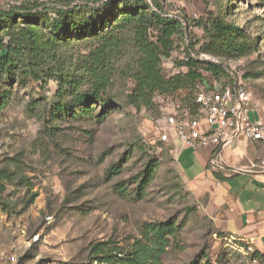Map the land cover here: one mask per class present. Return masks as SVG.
Here are the masks:
<instances>
[{
    "label": "rangeland",
    "instance_id": "obj_1",
    "mask_svg": "<svg viewBox=\"0 0 264 264\" xmlns=\"http://www.w3.org/2000/svg\"><path fill=\"white\" fill-rule=\"evenodd\" d=\"M106 1L0 0L2 9L50 7L49 16L25 24L32 39L27 49L18 51L15 67L0 65V168L16 171L15 181L0 199V264H111L93 259V243L111 240L127 252L142 237L143 225L155 221L180 225L163 264H206L207 260L208 264H254L257 257L248 250L252 241L223 227L231 205L221 197L217 183L191 174L179 146L151 148V141L158 138L161 109L177 101L157 94L154 105L140 110L127 102L135 85L132 69L137 56L131 34L105 93L113 104H95L89 115H81L75 104L66 111L56 109L60 72L70 82L62 84L68 90L90 85L83 65L93 42L87 43L92 36L83 30L89 20L101 16H82L88 12L78 8L73 16L62 17L53 8L97 7ZM156 1L168 15L192 19L199 50L211 42L219 50L222 40L210 31L213 20L241 29L235 39L247 53L239 58L219 51L210 54L224 70L207 76L206 82L228 83L229 68L251 88L264 116V0ZM63 19V32L57 36L54 22ZM2 24L0 36L8 41ZM23 28L16 25L14 34L26 33ZM183 56V47L176 44L172 56L164 59L165 76L181 70ZM70 100V96L65 99ZM207 148L211 147L197 151L205 155ZM255 151L254 162L262 165L264 144ZM197 154L193 170L200 165ZM11 158L20 159L19 166ZM154 160L153 180L145 197L136 199L142 174ZM18 178H29L34 184L31 191ZM35 192L38 196L30 203ZM258 232L255 226L246 230L247 235ZM252 246L264 254V239Z\"/></svg>",
    "mask_w": 264,
    "mask_h": 264
},
{
    "label": "trees",
    "instance_id": "obj_2",
    "mask_svg": "<svg viewBox=\"0 0 264 264\" xmlns=\"http://www.w3.org/2000/svg\"><path fill=\"white\" fill-rule=\"evenodd\" d=\"M78 8L80 11L88 12L82 16L88 14L101 16V18L89 20L88 28L83 30L92 36L87 40V43L93 42L84 56L83 65L90 75V85L85 90L79 89L76 85L68 90L66 85L62 84L70 82L60 72V102L56 106L58 111H66L68 105L75 104L81 115H89L95 104H101L104 107L113 104L112 99L106 97L105 93L112 84L115 64L121 60L128 42L127 34H131V40L137 53L135 67L132 69L135 85L127 102L139 110L154 105L155 95L158 94L175 99L180 104V109H190L194 112L197 107L195 95L198 89L201 86L212 87L217 83L208 85L206 77L218 75L224 70L222 64L201 59L199 56L202 53L214 55L219 51L227 57L239 58L247 53L246 46L235 39L241 29L218 18L213 20L210 25V31L222 40L217 51L213 42L200 50L196 49L192 32L193 21L187 16H180L188 24L190 46H187L184 26L181 21L178 18L170 17L156 0H151V3L148 0H107L97 7L84 4L67 10L53 9L58 13V16L67 17L73 16ZM49 12L50 7L47 6L37 10L27 7L0 8V23H3V28L7 29L5 36L8 38L6 41L0 36L1 68L15 67L18 51L22 53L24 49H27L30 39H32L26 25L33 21L38 22L43 16H49ZM197 23L200 24V22ZM16 25H23L22 30L26 33L16 36L14 34ZM64 26V19L56 20L53 26L55 35L61 36ZM176 44L181 45L184 51V56L178 64L181 70L177 74L167 77L163 73L164 59L172 56ZM191 51L197 57H193ZM52 75H56L55 72ZM67 96L71 97L70 102L65 101ZM159 145L161 147L168 145L173 148L174 144L171 142L162 143L158 138L151 141V148H156ZM10 160L16 162V166H19L17 162L21 161L17 158ZM155 165V160L154 162L150 161L144 170L137 186L136 199L145 197L147 188L153 180ZM15 175L16 171L9 167L0 168V199L4 198L8 185L15 181ZM215 177L220 181H227V178L217 172H215ZM18 183L26 185L29 191L34 185L29 178H18ZM37 196V192L33 193L30 203H33ZM1 204L2 200H0ZM179 230L180 225L174 221L148 222L143 225L142 237L134 242L129 251L126 252L122 247L108 240L93 243L90 252L93 259L100 263L163 264V256L171 245L172 238L178 235ZM253 256L264 260V254L258 250H254ZM190 264H201V262ZM206 264H208V260Z\"/></svg>",
    "mask_w": 264,
    "mask_h": 264
},
{
    "label": "built area",
    "instance_id": "obj_3",
    "mask_svg": "<svg viewBox=\"0 0 264 264\" xmlns=\"http://www.w3.org/2000/svg\"><path fill=\"white\" fill-rule=\"evenodd\" d=\"M151 3V0H148ZM178 18L184 26L185 41L190 46L187 21ZM193 57H197L191 51ZM204 60L222 64L215 57L202 53ZM223 65V64H222ZM228 83H216L212 87L201 86L195 95L196 109H180V104L162 109L157 131L162 143H173L197 151L202 147L215 150L220 146L230 145L234 140L247 138L264 143V116L259 114V106L251 108L254 100L253 91L243 83L233 71L226 68ZM165 99H169L164 95ZM214 162V160H212ZM264 165V161L262 163ZM251 242L248 250L254 252ZM254 264H260L254 259Z\"/></svg>",
    "mask_w": 264,
    "mask_h": 264
},
{
    "label": "crops",
    "instance_id": "obj_4",
    "mask_svg": "<svg viewBox=\"0 0 264 264\" xmlns=\"http://www.w3.org/2000/svg\"><path fill=\"white\" fill-rule=\"evenodd\" d=\"M250 107H256L255 100L250 103ZM259 114L262 115V111ZM260 144L264 143L241 138L222 147L219 153V148H207V155L179 146L180 152L184 150L181 159L190 165L191 174L217 183L221 197L230 201L231 207L226 213L228 219L222 220L224 229L254 241L257 245L264 239V165L254 162L255 150ZM195 154L200 158L197 170H193ZM215 172L227 178L228 183L218 180ZM252 226L257 227L259 232L247 235L246 230Z\"/></svg>",
    "mask_w": 264,
    "mask_h": 264
},
{
    "label": "water",
    "instance_id": "obj_5",
    "mask_svg": "<svg viewBox=\"0 0 264 264\" xmlns=\"http://www.w3.org/2000/svg\"><path fill=\"white\" fill-rule=\"evenodd\" d=\"M222 147H223V146H220V147H219L218 153L220 152V150L222 149Z\"/></svg>",
    "mask_w": 264,
    "mask_h": 264
}]
</instances>
